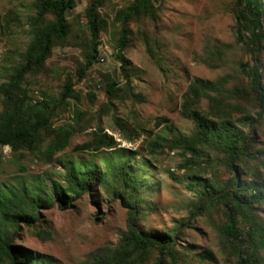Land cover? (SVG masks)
Here are the masks:
<instances>
[{
    "label": "rangeland",
    "instance_id": "rangeland-1",
    "mask_svg": "<svg viewBox=\"0 0 264 264\" xmlns=\"http://www.w3.org/2000/svg\"><path fill=\"white\" fill-rule=\"evenodd\" d=\"M33 1L0 0V85L8 81L12 64L25 52L30 41L28 17L32 15ZM134 1H107L101 12L108 29L101 33L99 47L105 62L91 67L81 80L79 69L85 64L87 45L91 44L86 22L81 17L90 0H78L77 8L69 15L72 27L65 45L53 50L45 71L40 76L29 75L24 87L36 100L44 96L58 98L66 81L72 80L81 102L76 104L70 100L68 105L59 108V116L53 124L56 127L75 125V111L79 109L82 112L80 130L70 146L52 162L0 146V188L31 194L39 182L51 189L54 182L64 185L66 166L70 163L95 166L100 174L107 171L109 164L125 165L132 175L145 182L138 192L143 199L139 229L168 232L180 228L199 202L201 190L189 187L190 169L205 179L230 177L222 164V156H216L217 151L206 148L203 161L185 157L182 150L172 148L173 138L190 137L195 133L194 122L183 114L187 94L197 79L211 82L226 79V88L232 91L247 87L249 78L240 72L239 66L252 62L236 41L234 0H152L155 15L140 17L130 24V45L124 53L129 64V82L115 58L120 24L114 22V17ZM217 47L223 48L226 55L225 62L215 68L207 65L205 59L206 52L210 49L214 55ZM260 58L264 76V51ZM119 78L118 94L110 97L108 83ZM231 103L238 104L235 99ZM241 103L248 117L243 111L234 112L235 125L247 137L256 139L253 150L264 151V118L260 119L251 101ZM199 109L204 115L212 110L204 100ZM250 123L254 125L251 128ZM126 126L139 127L145 132L129 142L124 136L128 134ZM101 132L114 137L117 146L95 153L75 150L93 140L94 133ZM148 137L157 138L159 146H148L145 143ZM198 162L202 167H195ZM254 163L251 162L249 173ZM205 166L209 167L207 172L203 170ZM108 180L96 185L91 194H85L67 210L57 205L41 210L37 228H22L14 244L28 257L44 258L48 264H84L92 253L116 248L127 229L128 210ZM262 211L264 218V208ZM242 221H239L240 228L245 231L247 228ZM226 222L224 207L208 204L190 227L183 229L177 250L186 264H236L235 260H228V254L220 245L217 227ZM40 229L49 233V240L42 242L33 236ZM205 252H211L210 256H202ZM157 255L154 252L145 264H155ZM262 255L264 257V251Z\"/></svg>",
    "mask_w": 264,
    "mask_h": 264
},
{
    "label": "trees",
    "instance_id": "trees-1",
    "mask_svg": "<svg viewBox=\"0 0 264 264\" xmlns=\"http://www.w3.org/2000/svg\"><path fill=\"white\" fill-rule=\"evenodd\" d=\"M108 0H90L81 17L86 22V31L91 37V44L85 56V64L79 69L81 80L87 71L97 65H103L99 47L100 35L108 29V22L102 9ZM78 0H34L30 5L32 15L28 17V35L30 41L19 58L12 64L7 75L8 81L0 85V146L10 147L13 152H27L43 157L47 162L64 152L72 138L80 130L82 112L75 111L74 125L56 127L54 120L59 116V108L68 105L70 100L76 104L81 96L76 92L74 82L67 80L58 98L36 100L24 87L29 75L40 76L46 69L53 50L63 48L71 32L70 12L75 10ZM152 0H136L133 4L116 12L114 22L120 24V37L115 55L122 75L128 76V61L125 51L130 45L132 34L130 24L140 17H153ZM234 10L238 33L236 41L247 52L251 63H242L240 72L249 78L247 87L233 91L226 88V79L216 82L197 79L187 94L184 115L194 122L195 133L190 136L173 138L172 148L182 150L185 157L201 158L205 161L206 148L217 151L222 156V164L230 173L226 180L205 179L191 171L190 189L199 188V202L192 207L189 217L180 228L168 232L157 230H140V205L143 199L139 196L145 182L132 175L125 165L109 164L105 173H97L95 166L82 167L71 163L66 166L65 184L54 182L52 189L43 182L37 183L31 194L17 192L14 189L0 188V264H48L44 258L28 257L24 250L14 243L22 228L36 229L41 210H49L57 205L63 210L72 203L91 194L96 185L110 182L114 193L126 206L127 229L114 249H100L92 253L84 264H145L156 252L155 264H186L177 250L183 229L190 227L204 209L211 205H221L227 214L225 225L217 227L222 250L228 254V260L236 264H264V151L253 150L256 139L247 137L235 124L233 113L247 112L242 109L244 101L254 104L260 119L264 118V76L262 74L261 54L264 51V2L263 0H234ZM213 55L206 52L205 63L219 67L225 62L224 49L216 48ZM119 79L110 80L107 93L110 97L118 94ZM90 98L94 99L91 95ZM235 99L238 104L232 105ZM207 101L211 112L203 114L199 109L202 101ZM248 117V116H247ZM254 126L250 123V128ZM139 127H125V138L133 142L140 138L145 130ZM252 130V134H253ZM148 146H159L157 138L145 141ZM116 139L107 134L94 133V139L77 146V152H99L103 148L113 149ZM188 157V158H189ZM190 161V159H188ZM254 161L255 167L250 164ZM195 163V162H194ZM195 165V164H194ZM202 167L196 163L195 167ZM193 167V168H195ZM205 172L209 167L203 168ZM194 171V172H193ZM97 175V176H95ZM202 188V189H201ZM206 190V193L203 192ZM203 192V193H202ZM242 219L246 225L241 230ZM33 236L45 242L50 239L48 232L35 231ZM182 248L186 251V247ZM209 257L211 252L203 253Z\"/></svg>",
    "mask_w": 264,
    "mask_h": 264
},
{
    "label": "built area",
    "instance_id": "built-area-1",
    "mask_svg": "<svg viewBox=\"0 0 264 264\" xmlns=\"http://www.w3.org/2000/svg\"><path fill=\"white\" fill-rule=\"evenodd\" d=\"M101 62L104 63V62H105V58H102V59H101Z\"/></svg>",
    "mask_w": 264,
    "mask_h": 264
}]
</instances>
